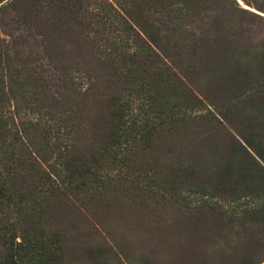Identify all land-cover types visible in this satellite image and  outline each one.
Returning a JSON list of instances; mask_svg holds the SVG:
<instances>
[{"label": "trees", "instance_id": "trees-1", "mask_svg": "<svg viewBox=\"0 0 264 264\" xmlns=\"http://www.w3.org/2000/svg\"><path fill=\"white\" fill-rule=\"evenodd\" d=\"M211 4L227 11L229 23L244 16L264 21L237 0H0V11L19 14L46 47L57 34L84 63L74 72L48 57L47 72L32 53L0 45V264H63L66 235L54 226L52 210L72 201L87 205L94 190L117 178L127 182L135 173L133 152L150 149L158 130H174L162 156L176 154L168 161L177 171L158 169L144 179L171 200L186 199L178 190L188 181L185 156L175 145L206 107L189 79L200 70L202 33L194 28L210 17ZM52 71L75 97L52 95ZM97 84L106 85L101 126L88 114ZM115 85L120 94H109ZM234 170L229 164L222 175Z\"/></svg>", "mask_w": 264, "mask_h": 264}, {"label": "rangeland", "instance_id": "rangeland-1", "mask_svg": "<svg viewBox=\"0 0 264 264\" xmlns=\"http://www.w3.org/2000/svg\"><path fill=\"white\" fill-rule=\"evenodd\" d=\"M237 1L264 17L255 6ZM251 1L264 7V0ZM206 13L210 17L194 28L202 33L195 61L199 75L189 79L206 107L193 114L175 145L185 156L188 181L178 190L186 199L171 200L144 179L158 169L177 171L168 161L176 154L162 156L174 130H158L150 149L133 152L135 173L127 182L117 178L94 190L87 205L72 201L52 210L54 226L66 235L63 264H264V21L244 16L229 23L227 11L213 4ZM18 17L13 10L0 11V45L32 53L47 72L48 57L60 69L76 72L84 65L63 37L52 34L50 50ZM52 73V95L75 97ZM105 86L95 85L94 108L88 106L89 121L97 126L105 111L100 101ZM117 87L107 92L118 95ZM88 136L81 139L82 151ZM229 164L234 172L222 175Z\"/></svg>", "mask_w": 264, "mask_h": 264}]
</instances>
